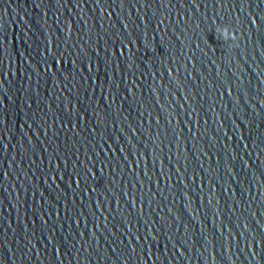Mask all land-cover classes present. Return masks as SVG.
<instances>
[{"label": "water", "instance_id": "obj_1", "mask_svg": "<svg viewBox=\"0 0 264 264\" xmlns=\"http://www.w3.org/2000/svg\"><path fill=\"white\" fill-rule=\"evenodd\" d=\"M0 264H264V0H0Z\"/></svg>", "mask_w": 264, "mask_h": 264}, {"label": "clouds", "instance_id": "obj_2", "mask_svg": "<svg viewBox=\"0 0 264 264\" xmlns=\"http://www.w3.org/2000/svg\"><path fill=\"white\" fill-rule=\"evenodd\" d=\"M219 31L221 32V34L227 39L230 38L231 40L235 41L238 39V37L236 36V34L231 31L228 27H222L219 29Z\"/></svg>", "mask_w": 264, "mask_h": 264}]
</instances>
